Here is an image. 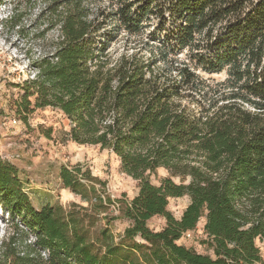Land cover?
Wrapping results in <instances>:
<instances>
[{"label": "trees", "instance_id": "trees-1", "mask_svg": "<svg viewBox=\"0 0 264 264\" xmlns=\"http://www.w3.org/2000/svg\"><path fill=\"white\" fill-rule=\"evenodd\" d=\"M21 2L13 0L11 19ZM34 4L41 35H57L32 62L16 113L60 111L68 138L111 150L138 192L118 201L130 224L116 242L108 220L96 227L112 200L89 170L59 169L63 187L86 206L34 208L17 169L0 158V206L11 219L0 264H264L256 244L264 242V0ZM147 27L152 59H112L109 36L101 41L104 32L141 35ZM158 62L164 67L155 71ZM199 70L226 77L205 79ZM158 168L168 176L155 185ZM184 195L189 202L175 218L169 199ZM154 216L165 219L158 231L147 225ZM201 218L212 255L177 243Z\"/></svg>", "mask_w": 264, "mask_h": 264}, {"label": "rangeland", "instance_id": "rangeland-1", "mask_svg": "<svg viewBox=\"0 0 264 264\" xmlns=\"http://www.w3.org/2000/svg\"><path fill=\"white\" fill-rule=\"evenodd\" d=\"M12 2L2 0L0 4V158L17 169L23 190L34 208L45 204L61 206L64 210H68L72 204L86 206L87 202L79 195L63 187L59 169L66 166L73 170L78 166L81 171L89 170L91 176L104 183L103 186H95L103 189L112 200L106 212L100 214L96 227L103 226L108 220V226L118 242L119 236L130 224L123 216L118 201L132 199L138 192V182L120 170L118 158L111 150L71 141L67 136L68 121L60 111L50 107L38 108L26 118L16 113L14 102L21 94V84L35 74L32 62L50 50L57 32L49 30L41 35L44 24L37 19L39 4H34V0H22L17 16L11 19ZM105 4L102 1V5ZM110 32L109 35L104 32L101 41L109 36L106 51L112 59L116 60L124 54H137L145 60L153 58L156 43L149 38V27L141 35L127 34L120 28ZM184 54L179 56L180 60L185 59ZM163 67L164 64L158 62L153 69L158 71ZM197 73L205 79L216 81L226 77L225 71L211 74L199 70ZM13 119L17 121L15 124ZM167 176L164 168H158L151 174L150 181L158 185ZM174 180L179 182L177 178ZM188 202L187 195L173 197L169 199L167 208L175 218H179ZM10 221L8 212L0 206V246L11 232ZM203 224L204 218H201L190 237L180 238L177 243L212 255V250L206 244ZM147 225L158 231L165 226V219L154 216ZM256 244L264 258V242L256 241Z\"/></svg>", "mask_w": 264, "mask_h": 264}, {"label": "built area", "instance_id": "built-area-1", "mask_svg": "<svg viewBox=\"0 0 264 264\" xmlns=\"http://www.w3.org/2000/svg\"><path fill=\"white\" fill-rule=\"evenodd\" d=\"M12 122H13V124H15L17 121H16V119H13ZM190 233H191V231H187V232L183 233V235H182L181 238H188V237H190Z\"/></svg>", "mask_w": 264, "mask_h": 264}]
</instances>
